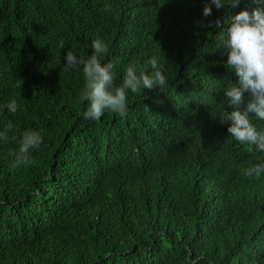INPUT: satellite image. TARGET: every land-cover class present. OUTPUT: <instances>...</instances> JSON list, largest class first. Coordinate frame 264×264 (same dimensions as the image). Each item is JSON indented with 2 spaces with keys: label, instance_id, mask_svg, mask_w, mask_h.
Masks as SVG:
<instances>
[{
  "label": "trees",
  "instance_id": "obj_1",
  "mask_svg": "<svg viewBox=\"0 0 264 264\" xmlns=\"http://www.w3.org/2000/svg\"><path fill=\"white\" fill-rule=\"evenodd\" d=\"M48 1L0 0V104L18 100L0 111V128L16 129L0 142V264H264V176L243 174L264 157L220 122L236 77L216 47L232 15L259 5L203 17L207 0H58L44 12ZM97 37L116 85L156 55L169 87L129 93L124 117L85 119L82 71L61 66ZM27 129L44 141L31 166L11 168Z\"/></svg>",
  "mask_w": 264,
  "mask_h": 264
},
{
  "label": "clouds",
  "instance_id": "obj_2",
  "mask_svg": "<svg viewBox=\"0 0 264 264\" xmlns=\"http://www.w3.org/2000/svg\"><path fill=\"white\" fill-rule=\"evenodd\" d=\"M36 1V0H35ZM38 1V0H37ZM58 0H49L38 5L44 12L55 11ZM259 5L249 9H241L232 15L226 26L219 32L216 47L225 56L224 66L235 74L236 80L228 81L222 88L224 99L218 104L222 119L227 123V133L242 145L254 148L264 157V0H252ZM240 0H207L201 15H212L213 6L219 10L225 6L236 7ZM66 24L59 14L58 25ZM221 21H209V25L219 27ZM58 48H64L63 40ZM91 53L87 56L78 55L67 50L63 55L61 68L64 72L76 69L82 71L84 84L80 89L79 98L87 102L82 113L85 119L99 120L105 112L124 117L128 111L129 93L159 90L164 92L169 87V77L164 64L156 55L148 57L147 68H138L135 64L128 65L122 75L121 82L116 85V70L113 62L102 63L108 52V45L99 37L91 41ZM227 105L229 110H225ZM16 113L18 100L11 98L0 104V111ZM251 113V114H250ZM250 114V115H249ZM15 125L8 121L0 128V142L9 140V132L15 131ZM44 141L42 131L24 130L19 137L18 147L12 153L11 168L27 167L34 163L31 153L38 149ZM246 177L259 178L264 176V158L244 169Z\"/></svg>",
  "mask_w": 264,
  "mask_h": 264
}]
</instances>
